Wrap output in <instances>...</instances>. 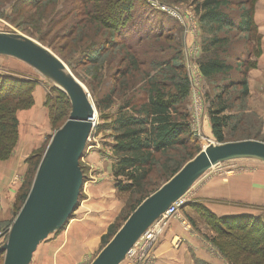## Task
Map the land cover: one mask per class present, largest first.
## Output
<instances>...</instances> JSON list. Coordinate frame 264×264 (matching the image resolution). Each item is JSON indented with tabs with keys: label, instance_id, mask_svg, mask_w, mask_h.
I'll use <instances>...</instances> for the list:
<instances>
[{
	"label": "rangeland",
	"instance_id": "1",
	"mask_svg": "<svg viewBox=\"0 0 264 264\" xmlns=\"http://www.w3.org/2000/svg\"><path fill=\"white\" fill-rule=\"evenodd\" d=\"M53 1L55 0H52L47 7L45 6L41 10L35 9L32 6H23L20 0H0V33L19 34L47 48L67 66L68 70L86 88L95 108L96 120L94 119V127L90 141H88L81 159L84 187L80 194L79 206L63 231L51 234L47 240L40 244L41 246L35 252L36 254L34 253L35 255L31 264H53V260L55 261L54 264H92L102 251V241L94 249L93 253H89L81 247L70 246L69 242L63 245L57 243L55 240L67 231L71 221L76 218L78 210L89 201L88 191L92 190L96 185L99 186L102 184L99 180L100 175L96 174V172L99 173L98 171L100 169L96 168V166L106 161L112 166V169L114 168L117 161L113 149L116 145V134H118L114 126L120 114L124 112L131 113L133 112L131 106L140 105L145 102L147 83L151 78L159 77L162 80L170 78L171 70L165 66L160 67V64H164L163 61L168 57H175L177 53L181 52L178 55H180V64H182L184 73L190 83V94L179 108L181 109L182 116L187 117L190 132L200 145L202 151L210 145H219L213 138L210 111L214 102H216V96L220 93H222L224 100L232 106L228 114L230 116L235 115L238 120H241V126L238 127L237 132L234 133L230 129L226 132V143L254 140L260 134L259 130L262 133L260 138L262 136L264 137V104L261 113L256 110L258 99L264 100L263 97H259V93L264 94V0H251L254 4L255 24L258 27V36L256 35L254 39L250 38L251 48L252 46H257L259 40L262 44L260 53L258 52L252 55V63L255 64V67L250 68L249 71L243 68L240 69V72H233L230 78L232 81L228 83L226 82V78L217 77L214 79H206L201 73L200 64L205 56L204 45L206 40L211 38L213 34H209L207 28L201 22L202 14H199L197 11V6L200 3L199 0H156L161 6L177 9L178 14L176 16H171L159 9V7L152 6L149 0H144V5L142 4L140 6L138 4L135 10L136 16H140V18L136 22L140 24L148 20L149 25L153 29H160L159 31L164 34H170L173 39L171 43L166 44H164L163 39L159 41L161 42L160 44L151 41L148 51L142 50L141 52L128 51L120 46L118 42L119 37H116V35L112 36L111 31L108 30L103 32L100 30L98 34L97 32H92V36L87 38L86 30L89 23H86V18L84 19L78 15L75 9L76 5L72 3L73 0H56V6ZM239 11L240 9L235 7L230 9L229 13L236 14ZM141 15L143 19H141ZM163 22L165 23L163 24ZM221 34L226 35L227 30H224ZM95 35H97V38L95 37L96 40L93 38ZM94 41H96L94 43L95 45H102L101 49L104 55L101 57L100 63H90L88 65L78 64L77 59L81 58L79 53L83 51L84 47L88 48L87 46ZM163 49L165 53L162 52ZM249 51V47L244 45L238 50V54L244 58ZM132 57H134L135 61L137 60L139 62V66L134 65L131 59ZM235 64L236 61H233V65ZM0 75L30 79L36 82L33 93L34 106L36 103L34 94L41 87L43 89L42 95L46 108L45 116L37 113L41 115L43 121L41 120L36 126L35 131L38 137L37 143L34 145L35 149L31 151L29 147L33 144H27L28 147L21 149L18 153L20 154V152L26 151L22 152L23 154L25 153V159L19 158L15 162H8V160L0 161V166H2L0 172L7 177L6 183H4L7 188H2L3 184L0 183L1 250L7 244V234L10 232L19 214L18 210L21 208L20 198L22 196L21 192H23L22 189L33 178V168L30 167L27 160L38 152H40L39 154L46 153L56 132L61 127V124L60 126H54L51 123L50 105H48L49 98H57L61 90L53 82L44 78L27 64L11 57L0 56ZM244 78H247L250 91V95L245 101L241 100L242 88L240 87V82ZM259 82L263 83L259 85ZM227 84L233 85L224 88L226 92H223L222 87L227 86ZM107 98H109L108 101ZM34 106L18 111L17 118L20 112H30ZM71 112L72 110L70 111V115ZM25 125V134L29 139V135L34 133V129H32V124H30V120L28 119ZM18 136V143L11 156L13 159L20 141L19 129ZM92 153H96L97 162L89 160V156ZM170 155L178 159L176 161L185 160L183 154L179 151L171 152ZM170 155L156 156L157 166H155L154 172L148 178L144 190L140 191L142 194H149L162 186L165 177L162 174L161 166H163L164 162H170ZM96 163L99 164L97 165ZM176 163L178 164V162ZM260 168L264 169V162L258 160L238 159L224 162L211 168L202 175L190 189V202L187 207L195 212L194 214L196 215L195 219L190 221L195 222L197 227L199 225L203 226L201 233L205 239L206 237L214 236V232L208 225L205 213L202 210L209 211L219 219L245 216L264 218V202L253 201L257 196L251 197L256 195L253 194L254 185H258L254 181H260L264 184V175H256L257 170ZM225 178H244L241 186L245 189H253L250 192L252 193L250 194L251 198H249L252 201L244 200L240 194L229 196L231 195L230 192L218 193L224 194L222 197L213 194L215 197H207L208 202L204 200L206 198L201 197L203 190L212 186L216 180ZM89 185L91 186L90 188L88 187ZM111 187L107 193L111 194L114 192L116 205H121L122 207L118 217L114 220L116 222L121 216L123 217L125 211L127 212V203L128 210L130 205L135 204L134 202L139 198L138 194L140 192L136 195L120 193L116 189L114 179ZM237 189L238 187H235V190ZM212 205L244 209L249 214L245 216L220 217L209 207ZM60 247L63 250L66 248L68 252L74 253L78 260L76 262H66L65 260L69 257L60 256V253L57 255L61 250ZM46 248H49V251ZM44 255H48V258ZM219 256L225 260L220 254Z\"/></svg>",
	"mask_w": 264,
	"mask_h": 264
},
{
	"label": "trees",
	"instance_id": "2",
	"mask_svg": "<svg viewBox=\"0 0 264 264\" xmlns=\"http://www.w3.org/2000/svg\"><path fill=\"white\" fill-rule=\"evenodd\" d=\"M51 1L20 0V3L23 6L27 5L43 10ZM55 1L53 2L56 6ZM199 1L197 11L202 14L201 22L207 28L208 33L213 34L204 45L205 56L200 64L201 73L206 79L226 78L228 83L232 81L230 78L233 72H240V69L243 68L249 71L250 68L255 67V64L252 63V55L260 53L262 48L260 40L257 46L251 48L250 38L254 39L256 35L258 36V27L255 24L253 12L254 4L251 0ZM72 3L76 5L75 9L78 15L86 18V23H89L86 30L87 38L92 36V32L98 34L100 30L102 32L108 30L111 31L112 36L119 37L120 46L134 52L148 51L151 41L160 44L159 41L163 39L166 44L173 40L170 34H164L159 31L160 29H153L148 20L140 24L136 22L140 16H136L135 8L138 4L144 5V0H73ZM235 7L240 11L236 14L229 13V10ZM141 19H143L142 15ZM224 30H227L226 35L221 34ZM95 37L97 38V35L93 38ZM94 43L96 41L91 42L87 46L88 48L84 47L83 51L79 53L81 58L77 59L78 64L100 63V59L104 55L101 49L102 45ZM244 45H247L250 51L243 58L238 54V50ZM162 52L165 53V50L163 49ZM179 53L175 57H168L163 61L164 64H160V67L165 66L171 70L170 78L166 80L159 77L151 78L147 83L145 102L131 106L133 112L121 113L116 121L114 129L118 134H116V145L113 150L117 162L114 165L113 174L116 189L120 193L136 195L144 190L148 178L157 166L155 160L157 155L165 156L170 155L171 152L179 151L185 158L183 161H176L178 159L170 155L171 163L164 162L161 166L162 174L165 177L162 184L164 186L188 162L202 152L200 145L190 132L187 117L182 116L179 108L190 94V83L182 64H180ZM131 59L134 65L139 66V62L135 61L134 57ZM233 61H236L235 65H233ZM240 83L241 100L245 101L250 95L247 78L242 79ZM231 85L233 84L223 86V92H226L224 88ZM35 86L36 82L30 79L0 75V161L9 160L14 153L19 138L17 112L34 106ZM215 101L210 111L212 134L215 141L225 144L227 142L226 132L228 129L234 133L237 132L238 127L241 126V120H238L235 115L228 114L232 106L224 100L222 93L216 96ZM107 103L109 104V102ZM48 105H50L51 123L54 126L61 124L59 131L68 120L72 110L71 102L65 93L59 91L57 98H49ZM236 123L237 125H235ZM259 132L260 136H256L254 140L264 142V137L260 138L261 130ZM39 153L27 160V163L33 168V178L29 179L30 181L28 180L29 182L22 189L21 208L18 213L29 196L45 154ZM81 169L83 170V167ZM160 188L149 194L140 192L139 198L135 200L134 205H130L129 210L127 203L125 216L117 219L109 227L107 234L103 236L102 250L137 208ZM202 211L214 232V236L206 237V239L229 264H264V218L245 216L219 219L207 210ZM72 217L73 215L59 232L65 229ZM193 224L197 227L195 222ZM4 260L5 253L0 252V264H4Z\"/></svg>",
	"mask_w": 264,
	"mask_h": 264
},
{
	"label": "water",
	"instance_id": "3",
	"mask_svg": "<svg viewBox=\"0 0 264 264\" xmlns=\"http://www.w3.org/2000/svg\"><path fill=\"white\" fill-rule=\"evenodd\" d=\"M0 56L17 59L36 70L63 91L72 106L68 121L56 132L41 161L8 242L0 250L5 253L4 264H31L38 246L61 230L78 208L84 187L80 161L94 127L91 119L95 108L90 94L67 66L34 40L0 33ZM238 159L264 162V142L245 140L208 146L137 208L92 264H121L147 229L202 175L219 164Z\"/></svg>",
	"mask_w": 264,
	"mask_h": 264
},
{
	"label": "crops",
	"instance_id": "4",
	"mask_svg": "<svg viewBox=\"0 0 264 264\" xmlns=\"http://www.w3.org/2000/svg\"><path fill=\"white\" fill-rule=\"evenodd\" d=\"M262 83L263 82H259V85ZM42 90L43 89L41 87L36 90L34 94L36 103L32 110L30 112H20L18 116L20 122V141L14 159L11 158L8 160V162H15L19 158L25 159V153L23 154L22 152L26 151H22L20 154L18 153L21 149H26L28 147L27 144H33L29 147L31 151L35 149L34 145L37 143L38 137V134H36L35 131L36 126L42 120L41 115L45 116L46 110L44 106L45 101L42 95ZM259 95V97L264 98V94L259 93ZM263 104L264 100L258 99L256 110H258L260 113ZM37 113H41V115ZM27 119L30 120L32 129H34V133L29 135V139L25 134V124ZM89 160H94L97 162L98 159H96V153L90 154ZM96 164L98 165L99 163ZM1 167L2 166H0V168ZM96 168L100 169V171H98L99 173L96 172V174L100 175L99 180L103 185H96V187H93L92 190L88 191L87 195L89 201L78 210L76 218L71 221L67 231L62 236H60V238L55 240L57 243H61L63 245L68 244L69 242L70 246L74 245V247H81L89 253H93L94 249L99 246L103 236L107 234L109 227L114 223V220L116 217H118L120 209L122 208L121 205H116L114 201V192L111 194L107 193L110 188H112L111 185L114 179L112 166H110L109 163L105 161L102 164L96 166ZM256 175L263 176L264 169H258ZM6 178L7 177L0 172V183L3 184L2 188H7L6 185H4V183H6ZM243 181L244 178H225L216 180L212 186L201 192V197L206 198L204 200L208 202L209 200H207V197H215L213 194H217L218 197H222L224 194L218 193L230 192L231 195L229 196H232L233 194H240L243 196L244 200L249 202L252 201L249 198L256 196L257 198H254L253 201L264 202V184L260 181H254V183L258 184L254 185V190L248 188L245 189L241 186ZM88 187L90 188L91 186L89 185ZM235 187H238V189L235 190ZM251 190H253V194L256 195L251 196ZM258 198L259 200H257ZM187 206L182 210V218L188 223V226H185L182 219L180 218H171L168 221L162 236L158 239L154 247L155 264H228L225 260L220 258L218 251L202 235L201 232L203 226L199 225L198 228L193 224L192 221H190L195 219L196 215L194 214L195 212L190 210ZM209 207L216 215L220 217L239 215L245 216L249 214V212L244 209H237L234 207L229 208L223 205H212ZM40 246L41 245L38 246L37 250ZM46 249L49 251V248ZM59 253L60 256L69 257L67 260H65L66 262H76L78 260L75 257V254L68 252L66 248H64V250L61 248L57 255ZM44 256L48 258V255ZM52 263L54 264L55 261L53 260ZM121 264H125V262L123 261Z\"/></svg>",
	"mask_w": 264,
	"mask_h": 264
},
{
	"label": "built area",
	"instance_id": "5",
	"mask_svg": "<svg viewBox=\"0 0 264 264\" xmlns=\"http://www.w3.org/2000/svg\"><path fill=\"white\" fill-rule=\"evenodd\" d=\"M152 6L159 7L165 13L176 16L178 10L161 6L156 0H149ZM95 116L91 119L94 124ZM96 120V119H95ZM91 136V135H90ZM90 141V138H89ZM189 192L175 201L170 208L153 224L147 231L142 235V237L137 241V243L128 252L124 262L125 264H155L154 260V247L158 239L162 236L168 221L171 218L182 219L185 226L188 223L182 218V210L189 204Z\"/></svg>",
	"mask_w": 264,
	"mask_h": 264
}]
</instances>
